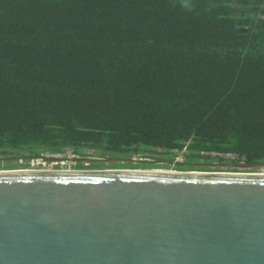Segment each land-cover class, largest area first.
<instances>
[{
	"label": "trees",
	"instance_id": "obj_1",
	"mask_svg": "<svg viewBox=\"0 0 264 264\" xmlns=\"http://www.w3.org/2000/svg\"><path fill=\"white\" fill-rule=\"evenodd\" d=\"M67 151L264 166V0H0V170Z\"/></svg>",
	"mask_w": 264,
	"mask_h": 264
},
{
	"label": "water",
	"instance_id": "obj_2",
	"mask_svg": "<svg viewBox=\"0 0 264 264\" xmlns=\"http://www.w3.org/2000/svg\"><path fill=\"white\" fill-rule=\"evenodd\" d=\"M0 264H264V172L0 170Z\"/></svg>",
	"mask_w": 264,
	"mask_h": 264
},
{
	"label": "rangeland",
	"instance_id": "obj_3",
	"mask_svg": "<svg viewBox=\"0 0 264 264\" xmlns=\"http://www.w3.org/2000/svg\"><path fill=\"white\" fill-rule=\"evenodd\" d=\"M56 158H59L57 161H49L46 162L44 160H37L33 161V167L30 168L32 171H54L55 168L58 166L59 170H64V171H78L75 169V162L73 158L71 157L70 152L65 153V155L58 157L55 156ZM148 156H146V160H148ZM61 159V160H60ZM144 159V160H145ZM86 160H93V158H87ZM131 162H137L140 161L138 158H131ZM89 162V161H87ZM213 172H254V173H261L264 172V167L263 168H256V169H251V170H239L238 168H226V167H213ZM17 170H22L18 168ZM158 170H174L172 168L170 169H158Z\"/></svg>",
	"mask_w": 264,
	"mask_h": 264
},
{
	"label": "built area",
	"instance_id": "obj_4",
	"mask_svg": "<svg viewBox=\"0 0 264 264\" xmlns=\"http://www.w3.org/2000/svg\"><path fill=\"white\" fill-rule=\"evenodd\" d=\"M67 152H69V151H67ZM66 152V153H67ZM71 154V153H70ZM58 157H61V156H59V155H57ZM48 157V156H47ZM71 157L73 158V160H74V156H72V154H71ZM48 158H50V159H56V160H54V161H57V160H59V158H56L55 156H50V157H48ZM61 160V159H60ZM178 160H180V157L177 159V161ZM52 161V160H51ZM57 168H58V166H57ZM54 171H57V170H54Z\"/></svg>",
	"mask_w": 264,
	"mask_h": 264
}]
</instances>
